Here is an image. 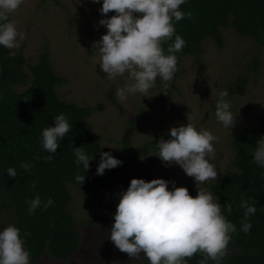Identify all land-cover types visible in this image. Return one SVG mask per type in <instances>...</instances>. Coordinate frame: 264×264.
I'll use <instances>...</instances> for the list:
<instances>
[{"label":"trees","instance_id":"obj_1","mask_svg":"<svg viewBox=\"0 0 264 264\" xmlns=\"http://www.w3.org/2000/svg\"><path fill=\"white\" fill-rule=\"evenodd\" d=\"M179 7L190 12L191 16L176 21L174 36L161 45L166 51L175 35H180L185 43L175 53L177 61L202 55L206 41H213L222 49L223 30L229 27L240 37L264 43V0H186ZM23 49L20 46L15 50L16 55L10 56L8 53L12 50L0 46V209L3 213L0 229L8 224L20 229L29 253V264H40L46 258L67 262L79 253L83 244L82 232L71 211L70 186L90 198L101 199L110 195L112 199H118L123 172L132 170L126 178L127 184L132 178L151 180V173L133 170L136 156L144 152L139 150L119 157L121 165L96 175L100 152L103 151L89 122L93 109L59 97L57 88L65 83V79L53 71L48 49L40 53L34 65H28L29 72L26 71ZM245 81L243 78L240 83ZM61 113L67 119L70 131L61 139L56 152L51 154L41 145V130L52 126L54 117ZM261 136H264L262 128L239 131L232 144V170L210 185V192L219 198L221 213L236 227L220 264H264V167L253 161L256 140ZM80 146L86 155L93 157L85 171L82 165L74 162L73 147ZM48 155L52 159L45 161L44 157ZM22 163L30 166L28 171L21 167ZM9 167L15 169V177L6 174ZM77 175L85 177L81 184L75 179ZM196 192L192 187L189 194L195 197ZM37 195L41 206L49 197L52 204L44 210L38 206L29 215L27 201ZM241 200L255 203L257 209L247 218L251 223L247 233L241 231L240 222L244 219ZM226 202L231 211H225L223 205ZM109 234L102 231L107 238ZM185 259L187 264H198L203 256L197 252ZM144 264H149L147 258ZM207 264L215 262L208 260Z\"/></svg>","mask_w":264,"mask_h":264},{"label":"rangeland","instance_id":"obj_2","mask_svg":"<svg viewBox=\"0 0 264 264\" xmlns=\"http://www.w3.org/2000/svg\"><path fill=\"white\" fill-rule=\"evenodd\" d=\"M100 6L93 0H24L9 14V20L15 23L18 32L24 33L20 46L24 48L26 71L48 49L53 71L65 79L57 88L59 97L93 109L89 122L103 152L118 159L143 150L136 156L133 170L147 171L151 179L174 181L176 187H186L188 192L192 187L197 190L193 178L185 175L179 166L165 167L155 156V143L168 139L171 127L187 122L217 137L213 158L209 160L217 178L231 171L235 135L244 128L264 129V43L240 37L233 28H226L222 49L213 41H206L202 55L177 61L178 70L171 81L157 77L147 96L136 93L121 102L116 96L117 89L132 81L127 73L108 79L98 64L99 54L91 47L106 32L98 24L103 18L98 11ZM113 14L110 10L107 16ZM243 78L246 81L242 84ZM220 90H228L230 110L238 114L231 130L224 128L212 111ZM131 171L123 172L122 190L128 186L126 178ZM214 181H205L199 188L210 192ZM168 187L171 189L172 185ZM70 191L71 211L82 232V248L67 262L46 258L40 264L145 263L143 253L130 258L102 235V231L109 232L111 228L113 207L119 198L112 199L110 195L90 198L74 186H70Z\"/></svg>","mask_w":264,"mask_h":264},{"label":"clouds","instance_id":"obj_3","mask_svg":"<svg viewBox=\"0 0 264 264\" xmlns=\"http://www.w3.org/2000/svg\"><path fill=\"white\" fill-rule=\"evenodd\" d=\"M23 2L0 0V46L12 50L8 53L10 56L16 55L15 50L19 49L24 33L18 32L15 23L9 20V14ZM93 3H100L98 11L103 18L98 24L106 29L91 45L93 52L99 54L100 69L108 79L127 73L132 81L117 89L116 96L121 102L136 93L147 96L157 77L164 82L172 80L178 70L175 53L185 42L176 34L166 51L161 45L174 36L176 21L191 16L190 12L179 7L186 0H93ZM110 10L114 14L107 16ZM228 97V90L218 92L214 115L224 128L231 130L238 114L234 115L230 110ZM69 131L65 115H56L53 125L41 130L43 149L54 154ZM168 137L155 143V156L163 166L175 164L193 178L197 187L195 197L186 187H176L174 181L132 178L127 188L119 193L108 239L130 258L143 253L149 264H187L185 258H191L197 252L203 256L198 264H207L208 260L220 264L236 227L221 213L219 198L199 188L203 182L217 179V171L209 162L213 158L217 137L208 130H197L189 122L171 127ZM73 152L74 162L82 165L83 171L88 170L93 157L86 155L81 146L73 147ZM44 159L51 160L52 156ZM253 161L264 167V136L256 140ZM121 164L122 161L109 152H100L95 174L102 175L106 169ZM21 167L28 171L30 166L22 163ZM6 174L15 177L16 171L9 167ZM84 178V175L75 177L80 184ZM27 204L31 215L38 206L41 210L46 209L52 199L49 197L41 206L37 195ZM223 207L225 211H231L227 202ZM240 207L244 209L241 231L247 233L251 228L247 218L257 209L255 203L249 204L247 200H241ZM0 264H29L24 239L14 224L0 229Z\"/></svg>","mask_w":264,"mask_h":264}]
</instances>
